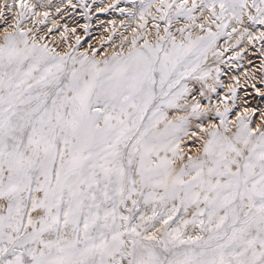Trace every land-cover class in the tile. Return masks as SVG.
Returning <instances> with one entry per match:
<instances>
[{
    "label": "snow or ice",
    "instance_id": "6c2138e0",
    "mask_svg": "<svg viewBox=\"0 0 264 264\" xmlns=\"http://www.w3.org/2000/svg\"><path fill=\"white\" fill-rule=\"evenodd\" d=\"M130 2L138 29L99 59L45 43L44 4L0 5V264H264V111L205 127L193 95L221 36L264 41V0Z\"/></svg>",
    "mask_w": 264,
    "mask_h": 264
},
{
    "label": "bare ground",
    "instance_id": "6f19581e",
    "mask_svg": "<svg viewBox=\"0 0 264 264\" xmlns=\"http://www.w3.org/2000/svg\"><path fill=\"white\" fill-rule=\"evenodd\" d=\"M53 1V2H52ZM107 3L111 2L112 0H106ZM200 1V0H199ZM198 0H195V2L199 5ZM8 3H11V0H7ZM31 3H42L45 5V7H38L37 11L40 13H43L47 11L49 13L48 20L46 25L44 26L43 31L41 34L47 33L49 29H52L53 34L45 36L46 43H49L51 40L53 41L56 39L54 36L59 38L58 42H61V33L64 32L65 27H67V39L64 41V45H60L59 50L64 52L65 50H68L71 45L70 36H75L76 38L79 37L81 32L79 31V27L83 28V30L86 27V22L79 21L83 17V12L78 11L76 15L74 14V10H68L64 6H62L61 0H29ZM167 3H172L173 0H166ZM181 0H176V3H180ZM189 7H191L193 0H186ZM5 3V0H0V5H3ZM51 3V7H47V5ZM138 3V2H137ZM153 6L151 9L152 14L156 13V7L160 3V0H152ZM118 12L124 11L125 13L120 15V13H114L115 11H112L113 14H110L109 17L104 18L103 16H98L95 18V23L93 25L92 34L93 37H91L88 42H86L83 47L79 48L81 49L78 52H84L87 51L86 49H89L92 47L93 49L97 48L98 45H100L101 41L105 39L106 31L110 32L113 25H116L117 27H120L121 24H125V29H119V34L123 35L121 37L112 39L109 43H112L117 41V43H120L122 38L125 37V32L128 33V35L132 36L133 30L138 29L139 24L141 21L139 20V8L135 7L129 0H121L119 4L115 5ZM99 6L96 7V10ZM57 8H59V11H57ZM115 8V7H114ZM113 9V8H112ZM128 10H134L136 11L137 15L135 18L130 17L126 14ZM111 12V13H112ZM81 16H80V15ZM71 15V16H70ZM193 15L197 18V23H201L203 21L200 20L201 13L199 10L193 13ZM205 16L209 15L207 12L204 13ZM79 17V18H78ZM75 18V20H74ZM147 20V29L145 31H152L154 23L156 21H153L151 19V16L146 15ZM84 20V18H83ZM9 22L11 23V14H9ZM161 25V30L164 26L159 21ZM188 23L183 18H180L177 23H175L174 32H176L177 26L179 24H185ZM27 27H32V24L29 22L27 23ZM104 27V28H103ZM116 27V28H117ZM122 27V26H121ZM3 25H0V33L3 32ZM80 28V29H81ZM75 29V31H73ZM215 26H213V31H215ZM253 31L256 35H259L260 31H264V28H260L257 26L256 28L250 29ZM112 32V31H111ZM231 33V32H230ZM109 34V33H108ZM196 34H202L199 33V29H196L193 32V35ZM92 36V35H91ZM237 37L238 33H232L231 38L229 36H222L220 37L216 42V48L219 49V52H222L219 56H213L209 54V59L206 62V67L211 70V75L207 78L208 84H215L216 85V91L211 92L208 90V86L205 85L204 91L205 96L202 98L198 92L195 93L194 96L196 99L200 102L203 109H207L209 111V115L206 119H209L211 123L215 122L216 117V110L219 109L221 112H223L225 107H228L231 109L232 112V121L230 124H234L237 117L244 113L245 109H247L249 112H251L253 109L256 110L255 115L252 117V120L254 121L255 125H258L260 123V113L264 111V104L261 102L260 94H262V88H259L256 85V82L260 77V72L262 66H264V53L260 52L261 46H256L255 41L253 43H249L247 37L245 36L243 40L240 41L239 44H237ZM44 40V41H45ZM260 41V40H259ZM258 42V41H257ZM230 44L232 49L229 51V55H227L226 52H223L222 48L225 47L226 44ZM260 43V42H259ZM258 45V44H257ZM264 45V44H263ZM254 46V47H253ZM117 47V44L111 45V48L107 49L106 47L101 52V56L103 54L109 53L112 51V49ZM230 47V46H229ZM258 47V48H257ZM260 48V49H259ZM110 50V51H109ZM226 56V57H225ZM235 57L234 60H228V57ZM261 56V57H258ZM219 69V72L216 70ZM259 82V80L257 81ZM262 82V81H261ZM197 88L200 87V84L197 83ZM255 85V87H253ZM191 87V86H190ZM261 87V86H260ZM231 88L237 89L236 99L233 100V97L230 93ZM257 89L260 91L257 92ZM254 90L253 93L251 91ZM191 100V98H190ZM264 100V99H263ZM237 102L236 104H234ZM183 114V113H181ZM234 116V118H233ZM196 121L193 120L192 126L196 127ZM208 122L206 121L205 126H208Z\"/></svg>",
    "mask_w": 264,
    "mask_h": 264
},
{
    "label": "rangeland",
    "instance_id": "374dc122",
    "mask_svg": "<svg viewBox=\"0 0 264 264\" xmlns=\"http://www.w3.org/2000/svg\"><path fill=\"white\" fill-rule=\"evenodd\" d=\"M58 1H60V0H58ZM121 0H112L111 2H108L107 3V1L106 0H84V2L85 3H87L88 5H89V8L88 9H85V8H82L81 6H80V4H81V0H61V2H62V6H64L66 9H68L69 11L70 10H74L75 9V11H74V14L76 15V13L78 12V11H80V12H83V18H84V20H83V18L82 19H80L79 21H84V22H86V27H87V31H85V29L83 30V28H81V27H79L78 29H79V31L81 32V34L79 35V37H77V38H79L80 39V44L79 45H76V43H75V41H76V37L75 36H70V41H71V45H70V48H75V49H77V51H80L81 49H79V48H81V47H83V45L86 43V42H88V40H90L91 39V37H93V34L91 33L92 32V30H93V25L92 24H94L95 23V18L96 17H98V16H103L104 18H106V17H109V15L110 14H113V12L112 11H115L114 13H117L118 12V10H114V9H116V8H118V7H116L115 5H117V3L119 4V2H120ZM123 1V0H122ZM130 1V0H129ZM199 1V0H198ZM53 2V1H52ZM137 2L139 3V0H137ZM199 3H201V0L199 1ZM73 5H75V7H73ZM110 5H114L113 7H109ZM97 6H99L98 7V9L99 10H96V7ZM115 7V8H114ZM113 8V9H112ZM101 9H104L103 11H101ZM85 11H87V13H88V18H86L85 17V15H84V13H85ZM112 12V13H111ZM118 13H120V15L122 14H124L125 12L122 10L121 12L119 11ZM80 15V14H79ZM71 16V15H70ZM81 16V15H80ZM79 18V17H78ZM150 18H147V20H149ZM74 20H75V18H74ZM149 22V21H148ZM161 22V24L163 23L164 24V22L163 21H160ZM178 21H173V28H172V30H173V32H174V27L176 26L175 25V23H177ZM150 23V22H149ZM125 24H127V23H125ZM125 24H119L120 25V27H117L116 25H113L112 26V28H111V31L110 32H108V31H106V33L107 34H105V39H103V41H101V43H100V45H98L97 46V48H95L94 50L98 53V59L99 58H103V56L105 55V54H103V56H101L100 54H101V52L103 51V49L106 47L107 49H109V48H111V45L113 46V45H115V44H117V47H115V49L116 48H118L119 47V45H120V43H117V41H115L114 40V42H112V43H109L112 39H115V38H118V37H121V36H123V35H120L119 34V29H125V27H124V25ZM162 24V25H163ZM183 24H179L178 26H177V28L179 27V26H182ZM122 26V27H121ZM37 27H39V28H41L42 30L44 29V26L43 25H38ZM117 27V28H116ZM81 28V29H80ZM104 28V27H103ZM163 29V28H162ZM227 31L230 33L231 32V28H229V29H227ZM109 33V34H108ZM51 34H53V33H51ZM125 34V36H127V37H129V38H131V36L130 35H128V33H124ZM92 35V36H91ZM56 39H54L55 41H56V44H53L52 43V40L48 43V44H50V46H52V47H56L57 48V50H59V47H58V45H61L60 44V42H58L59 40V38H57L56 36H54ZM222 37V36H221ZM61 39V38H60ZM46 41L47 40H45L44 42L46 43ZM258 41V42H257ZM142 42V41H141ZM260 42V43H259ZM255 43H256V46H264L263 44H264V41H259V40H256L255 41ZM65 43L63 42V44L62 45H64ZM258 44V45H257ZM61 45V46H62ZM230 46V47H229ZM261 46V47H262ZM254 47V46H253ZM70 48L68 49V50H65V51H69L70 50ZM258 48V47H257ZM218 51H219V49L218 48H216ZM232 49V47H231V45L228 43V44H226L225 45V47L223 46V48H222V50H223V52H226L227 53V55H229V51ZM260 49V48H259ZM87 51H89V53L91 54V50H93V48L92 47H90L89 49H86ZM114 50V48L112 49V51ZM64 51V52H65ZM110 51V50H109ZM111 51V52H112ZM61 52V51H60ZM260 52H262L261 50H260ZM110 53V52H109ZM220 54H222V52H219ZM107 54V53H106ZM209 54L211 55V52H209ZM226 57V56H225ZM258 57H261V56H258ZM209 59V58H208ZM235 59V57H232V56H230V57H228V60H234ZM262 59H264V57L262 58ZM262 62H264V61H262ZM259 82H257V81H255L256 82V85L259 87V88H262V94H260V99L259 100H261V102H263V104H264V66H262V68H261V72H260V75H259ZM262 81V82H261ZM191 86V85H190ZM261 86V87H260ZM196 87H197V85H196ZM254 92V90H252L251 91V93H253ZM195 93H193V95H194ZM191 97H189V99H190ZM237 102H235L234 104H236ZM232 110L228 113V115H227V119H228V121H229V123H231V119H232ZM257 115V114H256ZM255 115V116H256ZM233 118H234V116H233ZM206 121L208 122V123H211L210 121H209V119H207V120H204V125L206 124ZM219 122H220V118L218 117V116H216L215 117V124H219ZM199 123V121H196V124L195 125H197ZM233 124V123H232ZM231 125V124H230ZM253 126H256L255 124L253 125ZM205 127H207V126H205ZM191 131L192 132H196L197 131V128L196 127H191ZM186 143L189 145V146H191V150L194 152L195 150H196V146L195 145H191V141H186ZM185 150L187 151L188 150V148H185Z\"/></svg>",
    "mask_w": 264,
    "mask_h": 264
}]
</instances>
